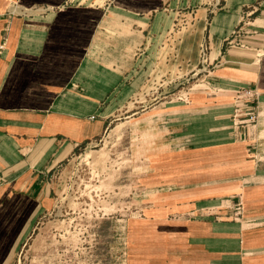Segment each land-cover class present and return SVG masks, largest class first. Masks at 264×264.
<instances>
[{"label": "crops", "instance_id": "1", "mask_svg": "<svg viewBox=\"0 0 264 264\" xmlns=\"http://www.w3.org/2000/svg\"><path fill=\"white\" fill-rule=\"evenodd\" d=\"M172 3L0 0V264L49 201L51 172L132 95L137 52L155 42L179 77L205 46L209 86L146 122L162 147L146 159L145 218L129 221L124 264H264V0ZM241 88L258 92V119L237 129Z\"/></svg>", "mask_w": 264, "mask_h": 264}, {"label": "rangeland", "instance_id": "2", "mask_svg": "<svg viewBox=\"0 0 264 264\" xmlns=\"http://www.w3.org/2000/svg\"><path fill=\"white\" fill-rule=\"evenodd\" d=\"M179 1L184 0H173L171 7ZM208 1L186 3L198 7ZM159 43L137 52L132 95L116 107L99 140L51 172L49 201L36 211L10 264H124L129 221L145 218L141 183L146 159L162 147L163 128L146 122L172 119L178 109H191L194 93L209 86L207 61L206 71L201 64L192 71L186 66L179 77L176 63H162L171 53ZM190 114L187 110L188 124L194 121ZM189 129L201 132L200 127Z\"/></svg>", "mask_w": 264, "mask_h": 264}, {"label": "built area", "instance_id": "3", "mask_svg": "<svg viewBox=\"0 0 264 264\" xmlns=\"http://www.w3.org/2000/svg\"><path fill=\"white\" fill-rule=\"evenodd\" d=\"M206 53V47L202 46V67H204V64L207 61ZM204 57L206 60L204 59ZM257 100L258 92L255 89L241 88L235 92L232 100L233 110L231 114V121L235 128H247L256 124L258 119Z\"/></svg>", "mask_w": 264, "mask_h": 264}, {"label": "bare ground", "instance_id": "4", "mask_svg": "<svg viewBox=\"0 0 264 264\" xmlns=\"http://www.w3.org/2000/svg\"><path fill=\"white\" fill-rule=\"evenodd\" d=\"M201 51V50H200ZM88 157V155L86 156V158Z\"/></svg>", "mask_w": 264, "mask_h": 264}]
</instances>
